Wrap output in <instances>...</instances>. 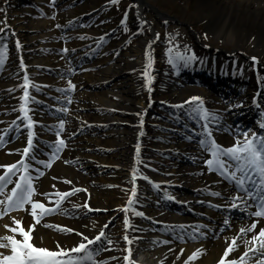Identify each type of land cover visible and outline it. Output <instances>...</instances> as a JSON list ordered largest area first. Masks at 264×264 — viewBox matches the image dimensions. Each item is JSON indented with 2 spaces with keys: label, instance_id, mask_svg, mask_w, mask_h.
Instances as JSON below:
<instances>
[{
  "label": "rangeland",
  "instance_id": "obj_1",
  "mask_svg": "<svg viewBox=\"0 0 264 264\" xmlns=\"http://www.w3.org/2000/svg\"><path fill=\"white\" fill-rule=\"evenodd\" d=\"M137 1L146 8L145 12L136 13ZM195 11L196 0H118L116 4L111 0H54V3L53 0H0V28L4 29L0 32V48L7 46L6 58L0 66V136L6 142L0 144V160L14 146L19 145L20 150L23 149L20 139L25 127L23 124L17 131L11 123L14 117L21 115L19 111L7 110L10 104L8 86L14 87V96L19 99L23 96L25 73L20 65L21 61L31 62L35 64L31 65L34 72L29 86V94L33 98L29 102L33 109L30 115L36 122V147L33 151L38 159H48L46 153L56 140L55 133L59 130L61 119L65 121L62 137L67 143L51 168H41L44 173L42 176L36 178L37 173H32L36 189L33 199L46 207H55L49 200L54 201L56 197L42 195L49 193L48 188L52 183L46 178L53 171L56 176L53 181L61 184V191H70L74 187L86 189L65 199L56 213L45 216L37 225H51L54 233L59 232L55 227L57 225H78L80 230L70 235L76 245L82 240L77 232L93 239L103 230L105 237L90 247L110 250H102L94 255V264H118V260L112 259L113 255L121 252L118 256H126L127 241L124 237L136 231L132 209L148 208L146 216L148 220L154 221V228L136 231L145 232L148 241H165L163 237L166 235L161 227L173 226L170 223L173 213L171 208H183L186 211L183 219L192 215L189 195L193 183L172 179V169L198 168L202 179L216 178L233 187L218 173L207 170L205 160L208 153L199 143L202 132L200 121L186 115L187 105L180 109L175 108V105L183 104L192 96L201 97L204 107L220 118L218 126L210 127L213 137L227 138L224 147L235 143L234 134L238 130L264 132L258 126V121L264 119L261 116L264 113V50H259L261 55L257 56L258 60L254 63L251 59L254 54L252 50L244 49L248 58L242 50L234 51L231 38L209 30L205 22L190 26L188 19ZM149 23L157 32L154 45L158 54L157 60L152 62L150 75L153 79L150 86H146L143 76L148 49H144L143 61L136 62L140 68L133 70L130 66L126 67L136 73L137 80L122 79L118 75L99 85L102 74L121 64L122 60L129 59L144 40L153 37ZM195 32L204 44L198 40ZM17 41L19 48L16 47ZM64 49H67L66 53ZM170 49L173 56L180 53L195 54L197 62H206L201 67H196L197 63L194 62L186 68L181 67L177 73L168 62ZM209 59L213 61L209 62ZM245 59L247 63L242 66L241 62ZM69 81L75 85L74 90L70 93L57 91L67 89ZM139 86H144L152 98L145 110L140 109L141 113L132 111L127 114L126 123L130 130L124 146L113 150L101 148L110 142L103 134L106 122L103 124V121L93 116L88 97H95L97 101L99 98L112 101V94L117 90ZM69 94L71 104L67 102ZM254 104L256 108L252 109ZM61 107H67L69 111H56ZM5 130H8L7 134ZM191 130H195L196 134ZM120 158L127 164V177L124 180L116 175L114 161ZM174 161L177 162L176 166L173 165ZM134 169L137 172V202L125 213L123 209L127 207L134 187ZM116 178L118 183L113 184L111 180ZM167 178L171 179L165 184ZM12 179L15 181L17 177ZM159 179L163 182L158 183ZM149 180L159 187H154ZM13 186L14 183L8 185L5 192H10ZM107 194H117L119 204L112 209H98V206L102 207V198ZM165 194L174 199H165ZM4 198L0 196V200ZM85 201L92 211L83 207ZM25 207L24 211H12L0 218V237L13 235L6 230L5 225L15 227L13 217L19 220L22 213H30V205ZM3 208L4 205H0V211ZM210 209L214 210V205ZM252 211L255 209L229 210L222 207L215 229L205 228L203 235L200 229L194 232V228L171 230L175 232L177 243L189 245L195 236L215 246L226 240L229 234L247 226L252 218L248 213ZM125 216L129 221L127 229L124 225ZM225 218L229 220L228 226L223 223ZM183 226L181 223L176 225L180 228ZM109 240L111 244H108ZM0 252L10 254V249H0ZM148 255L137 252L131 259L134 264H146Z\"/></svg>",
  "mask_w": 264,
  "mask_h": 264
},
{
  "label": "bare ground",
  "instance_id": "obj_2",
  "mask_svg": "<svg viewBox=\"0 0 264 264\" xmlns=\"http://www.w3.org/2000/svg\"><path fill=\"white\" fill-rule=\"evenodd\" d=\"M137 4L138 5L136 13L140 14V12L146 11V8H144L143 4L139 3V1H137ZM263 12L264 0H240L238 2H225L223 0H196V11L190 14L188 23L190 26H192L193 23L203 21L207 24L209 30L214 32L218 31L221 36L231 38V41L234 42V51L242 50L244 52V49L247 48L249 50H252V52L254 53L252 55L253 57H257L261 55L259 50H264ZM33 28L40 29V27ZM149 31L153 32V37L144 40L143 43H141L140 47H137V49L132 52L130 56L128 55L131 61L129 59H124L121 61L122 63L117 65L115 68L113 67L111 70H107L100 77L101 79L99 80V85H101V83L105 81L112 80L118 75H120L122 79L137 80L138 76L133 72V70L140 68L139 63L136 62L142 60L144 56V49H148V54L151 56L152 62L157 60L158 54L154 45V43H156L157 32H155L154 28L152 27V23H149ZM197 38L201 43H203L200 39L199 34H197ZM244 53L246 54V57H249L246 52ZM211 61L213 60L209 59V62ZM195 62L197 63L195 65L196 67H201L202 63L204 64L206 61L203 62L201 60V62ZM217 62L219 63L218 60ZM245 63H247L246 59L241 62L242 66H245ZM23 64L26 66L25 68H23L24 73L25 75L27 74L29 81H31L32 74L34 72V69L31 67V65L33 66L35 64L31 62H23ZM127 66H130V68L134 69H127ZM13 89V86H8L10 104L8 105L9 107L7 108V110L11 111L12 109V111H19L22 101L17 96L13 95ZM112 95V101H109L106 98H99V100L97 101L95 97H88V100L91 101L90 108L92 110L93 116L98 121H103V124L104 122H106L104 124L105 129H103L102 127L103 134L106 135L108 141L110 139V142L108 146H101V148L106 150H113L124 146L130 130L128 129L130 128V126L126 123L127 114L132 111L141 113L142 111L140 109L145 110L150 99L152 98V94L146 91L144 89V86H139L135 89L121 88L120 90L114 92ZM28 108L31 109V111L29 112L30 115V113L33 112V109L29 106V104ZM20 115V117H14L11 120V123L15 121L16 125L18 124L22 126L24 124V121L22 119V113H20ZM36 121L38 122L39 120ZM27 131L28 130L25 127L24 135L21 136L20 139L23 143V149L27 145ZM34 133L36 135V125L34 127ZM214 139L218 144L225 146V142L227 140L226 137L219 136L214 137ZM108 141H105V144H108ZM22 151L20 150L19 145L12 147L9 153L0 160V166L10 165L18 162L22 158ZM65 158L67 159L66 156ZM64 161L65 160H63V163ZM62 164H58V166ZM114 164H116L117 166L116 175L123 180L126 179L127 164L122 161V158L114 161ZM173 165L176 166L177 162L174 161ZM3 171L4 169L0 167V174H3ZM53 173L55 174L54 171L52 173H49V176L46 178V180H50V182L52 183V186L48 188L49 193H55L62 190L60 188L61 184H57L55 181H53V178L55 176L53 175ZM172 173L174 174L172 179H179L183 182L193 183V189L191 190L192 193L191 195H189V198L191 200L190 213L192 215L183 219L182 216H186V211L183 208H171L173 213L170 223L173 226L161 227L164 231L163 233L166 235V237L164 236L163 239L167 241V243H164V241L159 240L148 241L146 239L145 232L141 231L140 233H136L137 230H152V228H154V221L148 220V217L146 216V213L149 212L148 208L144 210H142V208L140 207V210L135 209V211L143 212L144 216H137L134 214V228L136 231H134L131 236L127 235L129 240L132 239L131 245L127 243V249H132L131 256H133L137 252H141L145 255L149 254L148 259L145 260L146 264H185L188 257L192 255V253L197 249H199V256L193 259L190 264H218V261L222 257L225 249L228 247V244L231 242V239L238 236L239 229L229 234L226 240H223L220 244H215V246H212L208 241H202L200 237L193 238L192 242L189 245L177 243L174 235L175 232H172V230L176 231L177 229H179L180 231H182V229L206 225V227L200 228V231L205 234V228L215 229V224L221 217V208L217 209L216 207H214V210H212L210 209L211 205H227L228 201L226 198H230L234 194L233 187L231 188V186H229L227 182L223 180L218 181L216 178L211 177L202 179L200 177L198 168H191L189 170L185 168H174L172 169ZM169 179L171 178L165 179V184H168L170 182ZM111 182L113 184H116L118 183V180L117 178L112 179ZM160 182L163 181L159 179L158 183ZM45 184H47V182ZM150 186L152 187V185ZM217 192L220 193V196H216L213 194ZM117 201V194H107V196L102 198V207L98 206L97 208H116V206L119 204L117 203ZM163 209L166 210V208ZM163 215H166V213L163 212ZM254 219L256 218L252 217L247 226H245L244 228L249 227ZM19 220L22 221L25 228H27L29 223L32 222V217L30 213H22L19 216ZM180 223L184 224V226L181 228L176 227V225ZM44 225H36L34 231L32 232L31 242L35 246L53 251L58 250L57 245H59L60 248L64 249H71L72 247L76 246V241L70 238L72 232L59 231L57 233H54L50 227H45ZM262 227H264V218H261L260 222L257 224L256 232H258ZM67 228L73 229L74 231L80 230V227L78 225L67 226ZM249 234L253 235L254 233L250 232L247 233L246 236H240V238L237 240L239 248H237V250L230 254L229 259H236L243 253V251L245 250L243 242L245 239L249 238ZM120 253L121 252H118L113 256L115 257V260L120 261H116L118 264H125V256H118ZM70 255L76 254L70 253ZM125 255H128L127 251Z\"/></svg>",
  "mask_w": 264,
  "mask_h": 264
},
{
  "label": "snow or ice",
  "instance_id": "obj_3",
  "mask_svg": "<svg viewBox=\"0 0 264 264\" xmlns=\"http://www.w3.org/2000/svg\"><path fill=\"white\" fill-rule=\"evenodd\" d=\"M113 4L118 3V0H111ZM54 3V0H53ZM54 18V17H53ZM121 23H124L122 21ZM5 26L6 22H5ZM59 27V25H57ZM4 29L0 28V32ZM2 38V37H0ZM206 38V37H205ZM84 39V37H81ZM16 47L19 48L20 44L17 41ZM171 49L169 50V64L172 69L179 72L181 67H188L190 64L194 63L197 59L195 54L180 53L175 56L171 55ZM67 52V49H64ZM7 54V46L4 45L0 48V66L3 65ZM147 63L145 65V70L143 76L146 81V86H150L152 82V77L150 75V69L152 67V60L148 53H146ZM252 61L257 62V57H252ZM21 68L26 66L21 61ZM30 81L27 74L24 76V83L22 87L24 88L23 96L20 98L22 103L19 108V112L22 113V119L24 121V127L27 128V145L22 151V158L13 164L0 166L4 169L3 174H0V196H4L3 200H0V205H4L3 211H0V218L12 211H24L27 205H30V215L32 217V222L29 223L27 228L20 220H16L13 217V223L15 227H9L5 225L6 230L11 231L13 235L0 237V249H10V254H5L0 252V264H94L93 257L97 255L102 250L99 247H90L96 245L98 242L105 237V232L102 230L93 239H89L87 236L77 232V235L82 236V240L78 245L72 247L71 249L60 248L57 245L58 250L53 251L45 248H39L35 246L32 241V232L35 226L41 222V220L48 215L56 213L61 203L75 195L78 192L86 191L82 188H72L70 191H57L55 193H42L47 197L55 196L56 199L49 200L50 203H54L55 207H46L45 204L35 201L33 199L36 195V189L34 187V177L33 172L37 173V177L42 176L44 173L41 168H51L52 164L59 159L60 153L64 148L67 147L65 139L62 137V133L65 130V121L60 120L58 131H56V140L50 146V150L46 155L47 160L38 159L34 153L36 147L34 143L35 133L34 127L36 122L32 120L28 108L29 102L33 99L29 94ZM38 87V86H37ZM75 89V85L68 82L67 89H57L61 93H70V91ZM149 91L151 88L149 87ZM68 104H71V95L67 96ZM163 103V102H162ZM254 103H256L254 99ZM185 105L188 106V112L186 115L189 118L200 121V127L202 132L200 133L201 139L199 140L200 145L208 153V158L205 160V166L209 172H216L222 178L231 182L234 189V194L227 199V205H215L217 209L222 207H227L229 210H247L254 208L255 211L249 212L248 215L255 217L247 228H241L239 234L231 239L228 247L225 249L222 257L218 261V264H264V227L260 228L256 232L257 224L260 222L261 218H264V132L257 133L251 129L249 130H238L235 135V143L232 146L224 147L216 142L212 135L210 125H219L220 118L218 115L210 113L205 107L204 102L201 97L192 96L189 97L187 101L183 104L175 105L177 109L183 108ZM257 107L259 105L257 104ZM56 111L67 113L69 109L67 107L57 108ZM264 117V113L261 114ZM177 120L180 119L179 116L176 117ZM143 123L141 119V124ZM13 125L16 130H20V125H16L13 121ZM258 126L260 129L264 130V119L258 121ZM8 130H5L7 134ZM193 134L195 130H191ZM191 139V137H189ZM6 143L4 137L0 136V144ZM137 152H139V146H137ZM39 166V167H37ZM19 173V175H17ZM16 176L17 179L13 181V177ZM148 180L147 177H143ZM137 179V172L133 170L132 183L134 187L131 190V196L128 199L127 207L123 210L125 213L131 208V206L137 202L135 199L137 196V191L135 187V181ZM14 183L10 192H5L8 185ZM65 183H71V181H65ZM149 183H153L154 187H159L155 182L149 180ZM216 196H220V193H213ZM165 199L173 200L174 197L165 194ZM74 207H80V205H74ZM83 207L92 211L89 207L87 201L83 204ZM134 214L137 216H144L143 212L135 211L132 209ZM225 226L229 225V220L225 218L223 221ZM124 225L127 229L129 221L127 216L124 219ZM45 227H52L51 225H45ZM57 230L62 232H73V229L55 226ZM107 227V224L104 226ZM201 227H206V225H200L194 227V232H199ZM221 231H224L221 228ZM254 233L251 237L244 240L243 253L236 259H229L232 252L239 248L237 240L241 235L246 236L247 233ZM203 235V233H201ZM20 238L17 239L16 237ZM195 238V236H193ZM124 240L131 245L132 241L129 240L128 236L124 237ZM112 241L109 240L108 244ZM167 243V241H164ZM128 255L124 257L125 264H134L130 259L131 248L125 249ZM74 253L76 255H70ZM200 254V250L197 249L192 253L185 262V264H190V262L197 258ZM112 259H115L113 257Z\"/></svg>",
  "mask_w": 264,
  "mask_h": 264
}]
</instances>
